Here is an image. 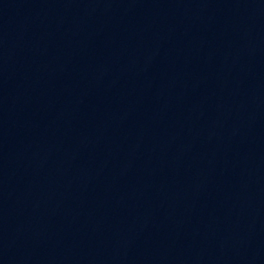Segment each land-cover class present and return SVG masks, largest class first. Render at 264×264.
Instances as JSON below:
<instances>
[{"label": "water", "instance_id": "1", "mask_svg": "<svg viewBox=\"0 0 264 264\" xmlns=\"http://www.w3.org/2000/svg\"><path fill=\"white\" fill-rule=\"evenodd\" d=\"M0 264H264V0H0Z\"/></svg>", "mask_w": 264, "mask_h": 264}]
</instances>
